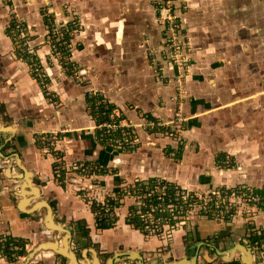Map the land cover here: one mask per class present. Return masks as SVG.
<instances>
[{
  "label": "crops",
  "instance_id": "1",
  "mask_svg": "<svg viewBox=\"0 0 264 264\" xmlns=\"http://www.w3.org/2000/svg\"><path fill=\"white\" fill-rule=\"evenodd\" d=\"M151 3L0 0V159L4 160L0 237L27 241L29 251L53 236L43 225V212L31 213L35 198L26 195L27 213L18 209L15 192H20L21 182L9 179L22 166L32 173L41 197L49 200L55 220L70 224L74 237V222L87 224V245L72 240L75 250L80 247V257L76 256L83 262L94 263L90 252L94 249L97 264H176L196 255V264H243V251L231 253L242 243L250 249V264H264V243H253L255 237L264 239V216L258 215L264 213L263 207L253 220L237 219L241 225L228 224L230 216L217 222L200 212L201 217H189L186 226L175 228L188 214L184 211L169 236H149L135 229L140 238H124L112 233L116 225L96 229L90 206L93 202L104 206L101 197L118 198L112 214L122 206L127 210L140 206L138 190L128 189L131 182L178 181L192 192L218 183L264 191V0H186L187 11L177 12L179 39H188L191 51L180 70L170 60L167 37L152 23ZM68 4L74 8V18L64 9ZM15 17L23 18L29 28L57 106L35 82L8 31ZM52 24L68 37L64 43L70 46V60L49 41ZM89 92L105 98L133 123L146 118L164 122L181 115L187 125L183 154L176 158L175 141L164 129H136L137 144L109 148L107 134L100 140L96 129L103 118L89 105ZM220 156L224 158L219 165ZM226 159L233 167L224 168L230 162ZM56 160L71 170L63 186L53 175ZM70 175L78 178L69 179ZM70 192L89 206L93 225L68 204ZM25 256L12 263L3 255L0 264H20ZM28 264L67 263L45 251Z\"/></svg>",
  "mask_w": 264,
  "mask_h": 264
},
{
  "label": "built area",
  "instance_id": "2",
  "mask_svg": "<svg viewBox=\"0 0 264 264\" xmlns=\"http://www.w3.org/2000/svg\"><path fill=\"white\" fill-rule=\"evenodd\" d=\"M152 4L155 14V26L167 37L166 46L170 51V60L177 70L184 69L186 54L183 52L181 45L186 47L188 44L185 40L182 42L179 39L182 30L178 18L179 13L177 12L182 13L187 11L186 0H152ZM9 33L12 39L17 42L19 53L22 55L30 73L47 100L54 106L59 105V100L51 86L48 74L43 69L38 58V49L31 44V33L23 18L15 17L13 19ZM63 35V31L55 26V24L49 27V41L51 45H58L63 54L69 57ZM88 100L91 108L101 114L103 118V121L96 126V129L101 133L100 140L103 139L102 136L104 134H107V145L111 149L122 148L126 144H129L127 140L131 137H136L134 130L138 128L148 130L164 129L167 135L174 139L177 150H180L184 143L187 125L186 119L181 115H177L173 119L164 122L146 118L144 124H133L124 114H121L114 108H110L109 103L100 98L96 92H89ZM117 134L120 136L115 138ZM121 134L128 136L126 138H120ZM177 152H175L176 158L178 157ZM135 183L133 182L129 187H135ZM142 192L144 195L142 197L138 196L140 206L136 208V212L143 221L144 234L149 236L167 235L169 230L166 228H173L176 218L184 211L189 212L198 202V198L194 194L195 192L192 193L189 186L181 185L178 181H174V184L157 182L152 187L146 186L142 189ZM245 196H248V194ZM249 196L252 197L253 195L249 194ZM152 197H154V201H148L149 204L146 205V200ZM240 197V192L239 196L234 192L227 194V196L223 197V201L218 200L219 198L215 196H211L204 203L201 211L207 217H210L211 213H213L216 217L219 218L220 216V219L224 220L230 216V212L235 211L236 206L231 202V199L235 198L237 200L236 203H241L242 199ZM100 200L103 203L107 202L104 197H101ZM252 200L259 201H247L249 206L257 207L259 203H264L263 196H253ZM142 208L146 210L144 214L141 211ZM125 221H130L129 213ZM4 240L5 237H0V258L3 257L6 248Z\"/></svg>",
  "mask_w": 264,
  "mask_h": 264
},
{
  "label": "rangeland",
  "instance_id": "3",
  "mask_svg": "<svg viewBox=\"0 0 264 264\" xmlns=\"http://www.w3.org/2000/svg\"><path fill=\"white\" fill-rule=\"evenodd\" d=\"M151 2H152V0H151ZM187 4V3H186ZM151 5H152V9H153V4L151 3ZM64 9L66 10V12H67V14L68 15H70V16H72L73 18H74V8L71 6V5H64ZM153 12H154V9H153ZM154 16H155V14H153L152 15V23H153V25L155 26V23H154ZM72 18V19H73ZM178 18H179V15H178ZM179 23H180V20H179ZM156 24L157 25H159L157 22H156ZM181 24V23H180ZM181 26V25H180ZM156 27V26H155ZM182 34V33H181ZM186 42H187V44H188V46H184V48H182V50H183V52L185 53V54H190V51H191V44H190V42H189V40L188 39H184ZM66 48H67V50H68V52H69V49L68 48H70V46L68 45V46H66ZM71 50V49H70ZM70 53L71 52H69V57H66L67 59H69L70 60ZM70 63V62H69ZM71 64V63H70ZM73 66H74V68H76V66L74 65V63H73ZM77 69V68H76ZM77 71H78V69H77ZM103 99V98H102ZM104 100L105 101H107L105 98H104ZM108 102V101H107ZM109 103V102H108ZM110 105V104H109ZM110 108H111V106H109ZM114 111V110H113ZM129 119V118H128ZM129 121H130V119H129ZM131 122V121H130ZM131 123H133V122H131ZM141 124H144L145 123V119L143 120V121H141L140 122ZM133 124H138V123H133ZM139 129V128H138ZM137 129V130H138ZM140 130H144V131H148V129H144V128H141ZM136 131V130H135ZM150 131V130H149ZM135 135V134H134ZM136 137L134 138V137H131L130 139H128L127 140V142L128 143H130V144H137L138 142H137V140H138V137H137V135H135ZM175 146H176V144H175ZM6 149V147H4V149L3 150H5ZM178 151V152H177ZM175 152H177L178 153V157H180V154H183V149H180V150H177L176 149V151ZM226 161L228 162V161H230V159H226ZM3 161L0 159V168H1V170H3V167H4V164L3 165H1V163H2ZM178 162H179V160H178ZM5 163V162H4ZM231 167H233V162H232V160H231V162H228V163H226L225 165H224V168H231ZM66 173H68V171L66 172ZM252 175L251 174H249V177H251ZM5 177L6 176H3V178H1V179H5ZM78 177L77 176H75V175H73V176H71L70 175V177H69V179H77ZM9 180H12L11 178L9 179ZM9 180H7V181H4L6 184H7V186L9 187L10 185V182L11 181H9ZM14 181V180H13ZM68 181H70V180H68ZM133 182H131V183H126L127 185H130V184H132ZM127 185H125L124 186V188L126 189L127 188ZM221 185H223L222 183H218V185L216 184V185H213L212 187H210V189L209 190H203V189H201V190H196V191H194V192H192V193H194L196 196H197V198H198V202L192 207V209L188 212V214L186 215V217H184V218H181L179 221V223L176 225V227L175 228H177V227H179V226H181L182 224H184L185 226L187 225V223H188V219H189V217H201V216H199L198 214L200 213V212H202L201 211V208H202V206L204 205V203L205 202H207L208 201V199H209V197H211V196H215L216 198H219L218 200H221V201H223L224 200V196H227V194H230V193H232V192H234L237 196H239V192H240V195H241V199H242V201H241V203H236V199L235 198H232L231 199V202L234 204V206H236V208H235V212H233V214L231 215V213L232 212H230V222L228 223V224H232V225H241V223H239L241 220H243L244 222H247V220H253V218L255 217L254 215H255V212H256V210L257 209H260V205H262V203H260L257 207H253V206H249L248 204H247V201H253L252 200V198H253V196H256V194H254V191H253V188H251L250 186H241V185H236V186H233V187H231V186H221ZM248 185H250V184H248ZM248 194V196H245V195H247ZM249 194H252L253 196L251 197V196H249ZM67 195H68V199H67V201H68V204H72L73 205V208L74 207H76V209H78V212H80L81 214H85V217L88 219V222L90 223V224H94V221H93V219H92V217H91V213L89 212V210H88V207L89 206H87V205H85V203L83 202V201H79L78 199H76L75 198V194L74 193H67ZM220 196H222V197H220ZM86 200H89L88 199V195H85V196H83ZM264 197V196H263ZM257 198V197H256ZM259 198V197H258ZM14 199V198H13ZM44 199H46V198H44ZM48 200V199H47ZM74 200H76V202L77 203H74L73 201ZM78 200V201H77ZM260 200V199H259ZM258 200V201H259ZM49 201V200H48ZM101 201V200H100ZM258 201H253V202H258ZM55 210L57 209V211H58V213L59 214H61L60 213V209L56 206L55 208H54ZM59 209V210H58ZM117 214H120V215H117ZM124 214H125V216H124ZM127 214H128V210H127V208H125L124 206H122V208L120 209V210H117V213H115L114 215H116L117 216V218H118V222L115 224L116 226H115V229L112 231V233H116L117 234V236L118 237H120V236H123L124 238H127V237H132V238H140L141 237V233H139V231L137 232V231H135V229H133V228H131L130 226H128L125 222V219H126V216H127ZM258 215H263L264 216V213L262 212L261 214H258ZM60 216V215H59ZM262 216V217H263ZM210 218L211 219H213V220H216L217 222H220V216H219V218L218 217H216L213 213H211V216H210ZM237 219H241V220H239V222H237ZM222 221V220H221ZM223 222V221H222ZM186 223V224H185ZM224 223H226V222H224ZM125 227V228H124ZM174 228V229H175ZM260 228V227H259ZM73 229V228H72ZM166 229H170V228H166ZM170 231V230H169ZM172 231V230H171ZM258 231V230H257ZM261 232V231H260ZM170 235V234H169ZM169 235H166V236H169ZM73 238H74V235H73ZM73 243L76 245V243L74 242V240H73ZM144 246V245H143ZM77 249H78V251L80 250V247H78V245H77ZM97 250H98V248H96ZM149 254H151V253H149ZM148 254V255H149Z\"/></svg>",
  "mask_w": 264,
  "mask_h": 264
},
{
  "label": "water",
  "instance_id": "4",
  "mask_svg": "<svg viewBox=\"0 0 264 264\" xmlns=\"http://www.w3.org/2000/svg\"><path fill=\"white\" fill-rule=\"evenodd\" d=\"M2 130H0L1 132ZM2 156V154H0ZM2 161H4L2 159ZM7 161V160H6ZM19 161V158H18ZM6 170H9L6 168ZM32 173L27 171L22 166L17 171L16 175L12 176L11 179L14 181H20L19 189L20 192H15L18 198L20 199L18 203V209L21 212H25L23 209L24 204L27 202L29 203L30 198H26V195H29L27 197H33L36 199V203L33 204L31 207L32 211L31 213H35L37 211L43 212V225L44 227L51 231L53 233L51 241H43L41 243L36 244L31 248L29 251L26 252V256L24 258V261L20 264H28L29 262L33 261L35 257L40 254L41 252H51L54 255L64 258L66 260L67 264H93L92 262H83V259H78L76 256V251L74 248V245L72 243L73 240V229L70 224L60 222L55 220L56 216L53 212V208L50 206L48 200L42 198L41 190L39 187L35 186L33 184V180L31 181ZM30 193V194H28ZM34 199H31V201ZM27 213V212H25ZM236 251H243L244 257L243 264H250L251 259H253L250 249L247 247H244V245L237 244L234 249L231 251V253ZM91 254L95 257V259L99 262V258L97 256V252L92 249L90 250ZM230 258V257H229ZM226 257V259H229ZM197 255L195 257H192L190 260H181L177 262L176 264H184V262H187L188 264H196ZM230 260V259H229ZM228 260V261H229ZM97 264V263H96ZM101 264V263H99Z\"/></svg>",
  "mask_w": 264,
  "mask_h": 264
},
{
  "label": "trees",
  "instance_id": "5",
  "mask_svg": "<svg viewBox=\"0 0 264 264\" xmlns=\"http://www.w3.org/2000/svg\"><path fill=\"white\" fill-rule=\"evenodd\" d=\"M10 26H9V28H10ZM9 28H8V31H9ZM67 38L65 35L64 40L68 41ZM119 136L120 135L117 134V136H115V138H118ZM127 136H125L124 134H121L120 138H126ZM223 158H224V156L217 157V163L219 165L222 164ZM67 170H68V173L71 171L69 169H67ZM66 172H67L66 166H64V164H62V162H60L59 160H56V162L53 164V175H54V178L58 182L62 183V186H63L62 181H65L64 178L67 174ZM156 183H157L156 181L136 182L134 185L135 187H133V188L129 187V189L138 190V192L140 193V195L138 194V196L142 197L144 195L142 192V189L145 188L146 186L152 187ZM253 191H254V194H256V196H264V191H262V190L253 189ZM114 199L115 200H113V199L107 200L106 199L107 202L104 203V206H102L100 203L96 204V202H93L91 204L90 209H91V213L95 214L94 220H95L97 230L112 229L115 226L116 222L118 221L117 216L112 214V208H114L118 205V203H117L118 198L115 197ZM148 201H154V197L148 198L146 200V205L149 204ZM261 207L264 208V206H260V208ZM128 211H129L128 213L130 215V221L125 222V223L127 225H130L132 228L140 230L142 233H144L143 221L139 218V216L136 212V208H130ZM141 211L143 214L146 212V210L144 208H142ZM233 212L234 211H232L231 215L233 214ZM74 232H75L74 240H75L76 244L86 246L87 242L85 240L88 239L89 230H88L87 224L85 223L84 220H79V221L74 222ZM4 241L6 243L4 255L6 256V259L9 260L10 262L15 263L19 259L23 258L26 255L27 250H26L25 246L27 244V241H24L22 239L15 240L14 238H6ZM263 241H264L263 238H261V237L256 238L255 237V240L253 243L258 242V245L261 246L264 243ZM12 248H14L13 251L11 250Z\"/></svg>",
  "mask_w": 264,
  "mask_h": 264
},
{
  "label": "flooded vegetation",
  "instance_id": "6",
  "mask_svg": "<svg viewBox=\"0 0 264 264\" xmlns=\"http://www.w3.org/2000/svg\"><path fill=\"white\" fill-rule=\"evenodd\" d=\"M76 167V165H74ZM240 241H243V240H240ZM240 244V243H239ZM242 245V243H241ZM235 247V246H234ZM77 254H79L78 250H75ZM79 257H80V254H79Z\"/></svg>",
  "mask_w": 264,
  "mask_h": 264
},
{
  "label": "bare ground",
  "instance_id": "7",
  "mask_svg": "<svg viewBox=\"0 0 264 264\" xmlns=\"http://www.w3.org/2000/svg\"><path fill=\"white\" fill-rule=\"evenodd\" d=\"M96 263H97V262H96V260H95L93 264H96Z\"/></svg>",
  "mask_w": 264,
  "mask_h": 264
}]
</instances>
